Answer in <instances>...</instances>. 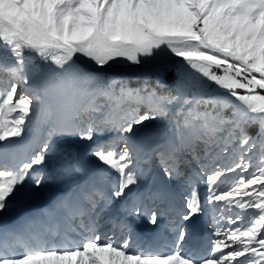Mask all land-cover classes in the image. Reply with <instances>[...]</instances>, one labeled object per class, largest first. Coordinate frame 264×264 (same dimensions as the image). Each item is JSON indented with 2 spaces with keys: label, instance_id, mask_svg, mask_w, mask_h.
<instances>
[{
  "label": "snow or ice",
  "instance_id": "6c2138e0",
  "mask_svg": "<svg viewBox=\"0 0 264 264\" xmlns=\"http://www.w3.org/2000/svg\"><path fill=\"white\" fill-rule=\"evenodd\" d=\"M0 264H264V0H0Z\"/></svg>",
  "mask_w": 264,
  "mask_h": 264
},
{
  "label": "bare ground",
  "instance_id": "6f19581e",
  "mask_svg": "<svg viewBox=\"0 0 264 264\" xmlns=\"http://www.w3.org/2000/svg\"><path fill=\"white\" fill-rule=\"evenodd\" d=\"M55 192H57V188L53 186L48 190L46 194L37 196L18 205L15 211L24 212L30 209H38L47 203L48 195H52ZM158 205H160V202H158ZM163 207H167L165 211H169L171 217L166 218L164 216H160L156 225H151L148 223V219H145L147 215H142L140 220L136 218H134L133 220L132 218H130L129 220V222L132 224L135 233L138 234L140 240L146 245L151 243V245L158 246L160 244L167 243L169 240L167 239V237L162 235V230L167 226L166 223L168 222V219H171L173 215L175 217L178 216L177 214L180 211L181 206L179 205V203L168 199L163 206H160V208ZM203 219V217H198L195 221L185 222V228H187L189 232V236L186 238L185 241L187 249H190L193 245L200 243L201 241L205 240L207 236H209L208 231H205L206 225L204 224ZM144 222H146V225L143 224ZM175 225L177 226L178 223Z\"/></svg>",
  "mask_w": 264,
  "mask_h": 264
},
{
  "label": "rangeland",
  "instance_id": "374dc122",
  "mask_svg": "<svg viewBox=\"0 0 264 264\" xmlns=\"http://www.w3.org/2000/svg\"><path fill=\"white\" fill-rule=\"evenodd\" d=\"M152 177H155V184L153 185L154 188L164 183V181L162 179V174L160 173L159 167L155 161H153V164H152ZM152 177L149 178V181H141L140 187L143 188L145 183L151 182ZM168 199L173 200L176 203H179V205L181 206V203H180L178 196L177 197H170ZM158 202L159 201H157V206L160 207V205H158ZM146 204H147L148 209L151 210L153 207L152 203L150 201H146ZM160 209L164 212V214L161 215L162 217L163 216L166 218L171 217V214L169 213V211H165L167 209V207H163ZM133 219L134 218H132V220ZM136 219L140 220L141 216L136 218ZM145 219H148V217L146 216ZM177 223H178V225H182L183 227H186L185 222L180 221L178 216L175 217L173 215L171 219H168V222L166 223L167 226L162 230V235H164L165 237H167V239H169L167 244L172 243L175 239V236H174V235H176V233H175V226L176 225L175 224H177ZM205 231H207L206 228H205ZM209 235H210V233H209ZM156 246L153 245V247H156ZM184 248L187 249L185 244H184Z\"/></svg>",
  "mask_w": 264,
  "mask_h": 264
}]
</instances>
